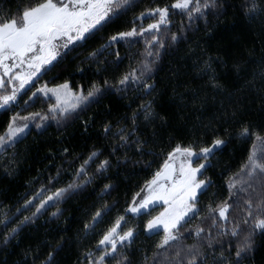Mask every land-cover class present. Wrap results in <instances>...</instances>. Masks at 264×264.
Returning <instances> with one entry per match:
<instances>
[{
    "label": "trees",
    "instance_id": "obj_1",
    "mask_svg": "<svg viewBox=\"0 0 264 264\" xmlns=\"http://www.w3.org/2000/svg\"><path fill=\"white\" fill-rule=\"evenodd\" d=\"M34 2L0 0V14L16 13L18 8ZM172 3L173 0H129V5L102 21L90 38L69 45L58 60L45 66L37 74L38 78L21 90L13 106L0 109V134L5 132L16 110L22 115L40 112L49 116L40 121L39 128L36 122L30 121L29 128L16 142L0 149V220L8 218L7 227L0 223V264H41L47 252L56 249L58 244L62 247L53 264H87L86 252L95 249L99 235L117 215H125L126 226L133 227L136 233L131 246L124 252L133 264H143L145 254L151 256L162 231L160 235L146 233L144 224L149 216L134 217L125 213V208L177 143L192 144L198 150L210 144L216 135L223 138L225 144L209 157L202 170L201 178L206 179L207 188L199 193L198 207L207 217L209 203L215 206L221 200L231 203L234 199L228 196L227 181L239 170L250 143L237 136V128L243 121L264 128V105L258 102L259 96L254 91L233 92L240 89L242 80L232 65L241 62V76L252 79L255 73L259 86V73L264 67L260 63L264 58V13L249 18L241 11L243 0H220L222 7L218 6L205 17L189 20L186 14L172 11ZM165 6L170 11L169 23L161 26L158 33L161 43L152 47V56L146 55L150 46L145 44L144 37L108 40L109 36L127 31L133 25L137 30L141 25L146 27L151 20L141 18L140 13ZM173 32L177 34L175 41L171 39ZM209 58L223 90L212 88L207 74L200 71ZM145 59L151 61L150 70L144 73V79L152 85L151 94L143 88L142 81L120 85L122 90L117 91L113 85L119 77L131 69L139 74ZM65 81L74 91H82L85 95L93 82L100 91L94 99L90 98L66 117L53 119L48 108L56 101L42 93L32 94L44 84L53 87ZM141 103H151L156 114L151 121H145L143 113L138 112L137 134L147 140L142 153L134 144L121 147L118 138L104 132L106 123L112 125L113 131L118 126L130 127L132 113ZM93 151L97 157L87 166L92 182L66 195L58 205L60 213L57 216H52L55 209L49 208L20 225L16 237L5 242L4 233L24 215H31L24 207V200L41 191V185L54 190L53 185L63 187L71 182L76 169ZM103 159L110 162L109 167L97 173L96 165ZM50 178H55L52 183ZM105 183L111 185L108 192L102 191ZM242 197L240 194L238 205L229 209L228 222L219 221L218 226L211 229L219 242L207 249L209 264L213 257L219 259L221 250L224 256L231 252L234 258L238 238L230 234L220 237L216 233L231 229L243 218ZM105 204L107 209L103 208ZM97 208L107 214L99 219L94 230L90 228L85 233L84 224L91 223L90 218ZM160 210L156 207L152 214ZM197 223L205 228L207 235L211 220L192 221L193 225ZM241 228L247 229V226L241 224ZM182 234L188 235L187 232ZM252 239L253 250L246 264H264V232L257 230ZM185 243L191 244L193 240L188 238Z\"/></svg>",
    "mask_w": 264,
    "mask_h": 264
},
{
    "label": "snow or ice",
    "instance_id": "obj_2",
    "mask_svg": "<svg viewBox=\"0 0 264 264\" xmlns=\"http://www.w3.org/2000/svg\"><path fill=\"white\" fill-rule=\"evenodd\" d=\"M127 5L129 0H35L34 3L18 8L16 13L0 14V109H9L13 106L21 90L32 83L33 78L37 77L46 65L56 60L62 48L87 40L102 21L109 18L110 14H117ZM218 6L222 7L220 0H173L171 4L172 9L181 10L189 20L193 19L194 15L197 18L205 17ZM240 7L246 17L255 18L264 13V0H243ZM140 17H146L151 22L147 23L146 27L141 25L139 30L133 25L127 31H118L109 36L108 40L116 42L118 38L144 37L145 44L150 46L146 49V55L152 56V47L161 43L158 36L161 26L169 23V8L167 6L148 8L140 13ZM171 39L173 41L177 39L175 32L171 33ZM156 54L158 55V50ZM92 55H95V52ZM260 63L264 65V58ZM150 64L151 61L145 59L139 74L136 69H131L123 73L113 87L121 91L120 85L142 81L143 88L151 94L152 85L144 79V73L150 70ZM232 68L242 80L240 89H234L233 92L254 91L259 96L258 102L264 105V67L259 73L261 80L259 86L256 84L255 73L252 79L241 76V62L233 63ZM200 71L207 74L208 83L212 88L223 90V85L216 78L211 58L203 62ZM104 84L107 85L108 81L105 80ZM99 91V86L93 82L85 95L82 91H74L65 81L53 87L44 84L32 95L42 93L47 97L51 93L56 103L49 105L48 112L53 119H56L66 117L81 104L89 102L90 98L94 99ZM138 112L143 113L145 121H151L156 115L151 103H141L138 110L132 113L130 127L118 126L113 131L112 125L106 123L104 132L111 133L114 139L118 138L121 147L134 144L136 150L142 153L147 140L141 139L137 134V121L140 119ZM48 118L47 114L41 115L40 112H27L22 115L19 110L14 111L5 132L0 134V149L16 142L20 134L29 126L30 121L36 122V127L39 128L40 121ZM237 136L250 143L247 156L239 170L227 181L228 196L234 199L231 203L227 199L221 200L215 206L209 203L206 206L207 217H204L198 207L200 203L198 193L207 188L206 179L201 178L204 175L202 170L206 168V162L225 144V140L218 135L211 139L210 144L202 145L198 150L192 144L184 146L177 143L167 152L166 158L151 179L146 180L143 188L133 195L132 201L125 208V213H131L134 217L149 216L144 224L146 233L160 235L162 231L151 256L145 254L143 264H209L210 253L207 249H212L214 242H219L212 235L211 229L216 228L219 221L225 224L228 222L229 209L238 205L240 194H243V218L235 222L231 229L225 228L216 233V236L220 237L230 234L231 237L238 238L235 243L234 258L231 252L228 256H224L221 250L219 259L213 257L212 264H246L253 250V235L257 230L264 232V128L243 121L237 128ZM64 151L68 150L64 149ZM96 157V151L89 153L76 169L71 182L65 186L53 185L54 190H51L41 185V191L31 198H26L24 207L27 211H31V215H24L15 226L4 233L5 242L9 238L16 237L20 225L47 212L49 208H54L55 211L51 212V215L57 216L60 213L58 205L66 195L92 182L93 177L90 176L87 166ZM109 164L107 159L100 160L96 165V172H105ZM54 179L50 178L49 182L52 183ZM110 189L111 185L105 183L102 191L108 192ZM158 206L161 210L153 215L152 212ZM103 208L107 209L108 205L105 204ZM19 211L20 208H17V212ZM106 214L103 209L97 208L90 218L91 223L84 224L85 233L90 228L94 230L95 224ZM201 218L211 220L207 235L201 224H192L194 219ZM7 221L8 218L5 217L0 223L7 227ZM126 224L125 215L116 216L99 235L95 249L86 252L87 264H113V262L133 264V260L124 249L131 246L136 233L133 227ZM241 224L247 226V229H242ZM220 227L224 226L220 225ZM182 232H187V237ZM188 238H191L193 243H185ZM61 247L62 245L58 244L56 249L48 251L46 259L41 261V264H53L55 255Z\"/></svg>",
    "mask_w": 264,
    "mask_h": 264
},
{
    "label": "rangeland",
    "instance_id": "obj_3",
    "mask_svg": "<svg viewBox=\"0 0 264 264\" xmlns=\"http://www.w3.org/2000/svg\"><path fill=\"white\" fill-rule=\"evenodd\" d=\"M172 11H174V12H181V10H178V9H172ZM169 13H170V11H169ZM114 14H110V17L111 16H113ZM193 18H195V19H198L195 15H194V17ZM199 18H201V17H199ZM66 48H62L61 49V51H60V55L56 58V60H58L59 59V57L61 56V54L63 53V51L65 50ZM47 66V65H46ZM35 78V77H34ZM34 78H33V80H34ZM32 83H30L29 85H26L25 87H29L30 85H31ZM49 97H52L54 100H55V98L51 95V93H49V95H48ZM29 124H30V122H29ZM29 128V126L24 130V132L23 133H25L26 132V130ZM22 133V134H23ZM22 134H20V136L22 135ZM198 195H199V193H198ZM161 204H162V202H161ZM159 207V206H158ZM131 214V213H130Z\"/></svg>",
    "mask_w": 264,
    "mask_h": 264
}]
</instances>
